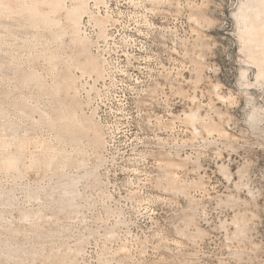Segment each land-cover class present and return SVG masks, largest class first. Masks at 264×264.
<instances>
[{
    "label": "rangeland",
    "instance_id": "374dc122",
    "mask_svg": "<svg viewBox=\"0 0 264 264\" xmlns=\"http://www.w3.org/2000/svg\"><path fill=\"white\" fill-rule=\"evenodd\" d=\"M242 1L101 0L93 10L87 0L81 30L99 75L72 66L77 51L65 33L54 38L58 27L0 12V138L10 137L11 122L29 140L21 173L0 170V188L12 196L0 203V239L18 247L0 264H264V79L256 78L264 40L240 35L232 14ZM256 6L263 26L264 6ZM254 43L262 47L258 64ZM27 73L39 81L25 84ZM65 73L76 77L82 113L98 124V146L92 133L58 143L40 122L44 109L58 114L50 87ZM9 147L0 144V156L16 145ZM70 151L64 172H83V159L96 177L81 180L82 195L62 208L49 183ZM33 156L41 162L33 165ZM33 186L41 189L35 198Z\"/></svg>",
    "mask_w": 264,
    "mask_h": 264
},
{
    "label": "bare ground",
    "instance_id": "6f19581e",
    "mask_svg": "<svg viewBox=\"0 0 264 264\" xmlns=\"http://www.w3.org/2000/svg\"><path fill=\"white\" fill-rule=\"evenodd\" d=\"M67 1L68 0H0V12L1 13H16L15 16L21 17L22 19L26 18L30 24H35L36 26H42L44 29L49 30V31H51L54 27H58L59 28L58 31H55V32L53 31L54 32V38L59 39V38H61L62 33H65L66 35L69 36V40H70L69 43L71 44L72 48L74 47L75 50L77 51V52H75V54L72 53V54H69V56H68L70 58V60L73 61L72 66H74L76 69H78L82 73H88L89 72L92 74L93 72H95L96 74L99 75L101 73V65L98 61V58L95 55H93L91 50H90L89 37L86 36L85 33H83L81 30V23H82L81 21H82L83 15L86 14L88 11L87 0H70L72 2L71 6L66 5ZM259 3H261L264 6V0H247L245 2L242 1L239 9L232 14V17L236 20L238 30H239V32H241L240 35H242V33L245 34V31H246L247 36L250 37L251 34H253L255 36V34H256V35H258V37H262L264 40V37H263L264 36V25L263 26L259 25L258 24L259 21H257V18L258 19L261 18L259 16L260 13L258 11V7L256 6V5H259ZM63 10H65L64 12H65V17H66V23H62V18L60 17V13ZM4 23H6V22H4ZM99 24H100V21H99ZM62 30H63V32H62ZM247 36H246V38H247ZM239 37H240L239 38L240 40H242L243 42L245 41V39L243 37L242 38H241V36H239ZM60 40H62V39H60ZM242 41H241V44L243 46L244 44ZM245 45L247 46L248 44L245 43ZM245 45H244V47H245ZM242 46H241V48L243 50ZM253 46H255V43L253 44ZM260 48H262V47L259 45L255 46L256 52L254 51L252 53L256 59L258 58L257 64L261 61V60L259 61V58L262 56L259 53V51H257ZM243 51L246 52L245 49ZM43 54H44L43 56H45L50 61L58 60L59 55H60L58 52H54V51H51V52L45 51ZM247 55H249V53H247ZM55 66L57 69V64ZM241 75L245 81H248L246 78L247 75L244 72V70H243V73H241ZM23 78H24L25 84L30 85V84H32V82L34 80L39 81V74L27 73L26 75H24ZM256 78H257V81L264 79V69L259 70ZM241 80H242V78H241ZM258 85H260V84H258ZM50 90H51V93L55 95V98L60 101L59 103H61V105L59 108H57V111H58L57 115H55V114L53 115V113L51 111L44 109L42 112L40 122L47 123L51 129H54L56 131V138L58 140V143H61L65 139L66 136H69L70 139H73L75 141H77V140L79 141V140H81V138L78 139V135L80 133L82 135H89L90 133H92L91 141L93 142V144L95 146H98L100 144V140H101L99 127H98V124L96 123V121L94 120L93 117L87 116V115L83 114L81 111L82 103L76 98V96H77L76 95V77L73 76L71 73H65L62 75L61 79L55 80V82L50 87ZM62 92H64V97L61 96ZM2 103H3V101L1 102V100H0V114L4 111V109H2L3 108ZM258 111H260V110H258ZM256 113H257V111L253 112V114L250 116L252 119L248 118L249 122H250V120H252L253 124L256 123V121L259 119V118L257 119V115L260 114V113H257V115H256ZM261 115H262V113H261ZM187 117H189L191 120L193 119L195 121L197 116H196V113L193 112L191 114L190 113L187 114L186 118ZM258 123H260V122H258ZM4 127H3V129H4ZM7 131L8 132H6L5 134L8 133L10 135V137L5 138V139L0 138V144L5 146V147H9V146L11 147V145L15 144L16 147L14 150L9 147L10 149H12V151H6L7 149L6 150L4 149V151H5L4 154L0 156V170H4L6 172L18 171L19 173H21L20 166H21V164L23 162V158H24V149H25L26 144L29 140L26 141L25 136H24V138L18 137L20 135L17 134L18 129L16 127V124H14V123H11V122L9 123ZM56 151H57V148L56 147L53 148V150L51 151L52 153L50 154L48 161H46L47 168H49V169H52L55 167L54 165L56 162V157L59 155V152H56ZM72 153L73 152H71V151L67 152L66 154L63 155L62 160L60 162H57L58 166L56 168L59 169V172H60L59 177L54 183H52V184L49 183V189L51 192L59 189L58 201L60 203V207H62V208L66 207V206L67 207L68 206L73 207L74 206L73 204L76 201L75 200L76 197L79 195H82V194H80V190L78 192V189L76 188L77 184L81 180L82 181H83V179L86 180L90 176L96 177V172H95L96 170L87 169L86 168L87 164L83 159H80V161L78 163L80 167L84 168L83 172L74 173V174L64 172L65 168L69 164L68 160L71 158L70 156ZM40 162H41L40 158L34 157L32 164L34 165V164H37ZM39 166H40V164H39ZM31 168H32V166H31ZM90 182H91V180H90ZM37 185H38V183H37ZM30 187L28 186L27 188H30ZM27 188H26V191L28 190ZM39 190H41V189L34 187L33 189L31 188L30 192L32 193V196H33V194L40 195L41 191H39ZM27 194L30 195L29 196L30 198L28 197V199L31 200V194H29V193H27ZM11 199H12V196H11L10 191H4V190H1V188H0V203H8ZM13 200H15V199H13ZM54 202H57V200ZM12 203H13V201H12ZM3 206L5 208L4 204H3ZM3 206L1 205L0 207L2 208ZM78 208H80V207H78ZM27 210H28V208H27ZM0 211H3V209ZM21 212H23V209ZM27 212L28 211H26V213ZM39 213H41V211ZM39 213H36V214H39ZM28 214L29 213H27V215ZM2 216H4V215H1V212H0V218H2ZM34 216H36V215L34 214ZM25 217L26 216L24 214L22 219L23 218L25 219ZM39 217H40V214H39ZM39 217L36 216V218H39ZM28 218H30V216ZM28 218H26V219H28ZM3 219L4 218H2V220ZM24 219H23V221H24ZM36 221L38 222L37 219H36ZM39 221H40V219H39ZM30 222H31V220H30ZM34 224H36V222ZM37 225H38V223H37ZM11 227H13V226H11ZM38 227H39V225H38ZM15 232H18V234L17 233L16 234L19 235V231H15ZM7 233H9V232H7ZM12 233L14 234L13 231H12ZM36 235H38V234H36ZM9 238L11 239V237H9ZM10 239H8V240H10ZM10 241H9V243H7V242H5V240L3 241L2 238L0 239V257H3L5 259H12V258L16 257L15 254L18 250V247L16 246V244L15 245L10 244ZM53 243L55 244V242H53ZM30 245H33V243H31ZM35 245H37V244L35 243ZM41 246L44 247L43 244ZM25 251H27V250H25ZM57 251H60V250L57 249ZM42 252H46V251L44 250ZM50 253H52V252L50 251ZM28 255H30V254H28ZM32 255H33V253H32ZM20 257H24V256H20ZM21 260H20V262H21ZM34 260H36V258ZM34 260L32 259V261H34ZM22 262H23V260H22ZM22 262H21V264H22ZM49 262L51 263V261H49ZM1 263H2V261H1ZM18 264H20V263H18ZM24 264H27V263L24 262Z\"/></svg>",
    "mask_w": 264,
    "mask_h": 264
},
{
    "label": "built area",
    "instance_id": "2783aa9c",
    "mask_svg": "<svg viewBox=\"0 0 264 264\" xmlns=\"http://www.w3.org/2000/svg\"><path fill=\"white\" fill-rule=\"evenodd\" d=\"M89 2H90V4H89V6L91 7V5H92V9L94 10H99V8H100V4H101V0H89ZM98 7V8H97ZM91 9V11H93Z\"/></svg>",
    "mask_w": 264,
    "mask_h": 264
}]
</instances>
